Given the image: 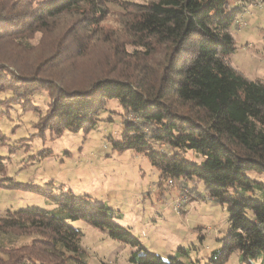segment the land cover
Segmentation results:
<instances>
[{
    "label": "trees",
    "instance_id": "obj_1",
    "mask_svg": "<svg viewBox=\"0 0 264 264\" xmlns=\"http://www.w3.org/2000/svg\"><path fill=\"white\" fill-rule=\"evenodd\" d=\"M230 1L0 0V96H9L0 97V119L19 106L39 113L38 136L90 133L117 101L125 127L113 150L145 156L170 185H203L229 212L228 235L209 262L225 264L240 251L252 264L264 254V82L229 59L238 16L264 0H236V8ZM111 18L117 29L104 27ZM38 35L41 49L32 43ZM41 91L49 97L44 114L30 99ZM4 180L8 189L51 192ZM50 198L69 220L137 249L133 264H183L148 251L108 206ZM0 234L28 239L0 244V264L84 263L82 233L48 210H7Z\"/></svg>",
    "mask_w": 264,
    "mask_h": 264
},
{
    "label": "rangeland",
    "instance_id": "obj_2",
    "mask_svg": "<svg viewBox=\"0 0 264 264\" xmlns=\"http://www.w3.org/2000/svg\"><path fill=\"white\" fill-rule=\"evenodd\" d=\"M261 4L245 7L238 16L237 25L232 28L236 51L229 61L247 79L264 82V3ZM230 5L236 8V0H231ZM104 27L117 29V20L109 19ZM40 39L38 35L33 46H40ZM36 61L32 57L29 63ZM30 99L40 113H46L47 92L35 93ZM123 112L117 101H111L93 131L66 132L59 137H52L49 131L38 136L39 113L24 112L19 106L1 118L0 130L8 142L0 143V216H5L7 210L35 207L48 210L82 233L84 263L81 264H133L131 259L137 249L113 240L84 221L69 220L67 212L50 198V195L83 196L112 208L118 216L116 223L129 230L151 253L165 260L177 258L183 264H213L209 262L212 254L222 249V240L228 235V206L209 198L203 185L195 186L192 182L170 185L161 180L160 172L141 154L113 150L112 140L122 141ZM21 141L24 145L17 149ZM44 152L50 153L44 156ZM5 178L23 187L36 186L51 192L45 196L8 189ZM179 199H184V203L178 212ZM11 241L23 243L28 239L0 234V244ZM225 264L246 263L242 262L241 252L235 251ZM252 264H264V254Z\"/></svg>",
    "mask_w": 264,
    "mask_h": 264
},
{
    "label": "built area",
    "instance_id": "obj_3",
    "mask_svg": "<svg viewBox=\"0 0 264 264\" xmlns=\"http://www.w3.org/2000/svg\"><path fill=\"white\" fill-rule=\"evenodd\" d=\"M260 3H264V2H260ZM261 4V5H262ZM182 203H184V199H179L178 203H177V206H176V210L179 212V209L181 208L182 206Z\"/></svg>",
    "mask_w": 264,
    "mask_h": 264
}]
</instances>
